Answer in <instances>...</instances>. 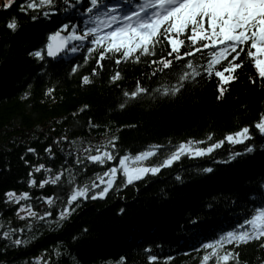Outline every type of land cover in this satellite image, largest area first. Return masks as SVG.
I'll return each instance as SVG.
<instances>
[{
  "label": "trees",
  "instance_id": "trees-1",
  "mask_svg": "<svg viewBox=\"0 0 264 264\" xmlns=\"http://www.w3.org/2000/svg\"><path fill=\"white\" fill-rule=\"evenodd\" d=\"M35 2V10L21 11L28 0H15L8 9L0 0V264H203L210 251L205 244L239 230L264 208V134L255 126L264 117V80L253 61L241 57L243 67L219 98L218 78L205 71L211 52L175 60L160 43L154 55L116 64L109 54L98 68L99 51L89 52L95 47L91 41L115 24L95 26L102 24L95 20L115 17V10L128 14L147 0H97L96 7L91 0ZM13 20L15 31L7 27ZM57 30L69 34V44L49 59L44 49ZM85 35L82 44L74 38ZM191 50L189 44L181 52ZM161 58L173 60L172 66L160 71L162 65L152 61ZM185 73L189 79L181 82ZM137 87L148 91L135 99L125 96ZM174 87L180 88L177 94H163ZM244 127L250 129L244 142L225 141L198 158L182 156L133 184L125 186L117 173L104 198L92 199L100 191L94 189L73 204L70 216L60 218L73 189L97 182L121 156L162 146L158 162L146 161L158 165L182 142L205 141L199 146L206 147ZM114 138L116 161L100 165L87 159L97 148L113 151ZM60 173L58 183L40 187ZM8 192L28 193L30 199L10 202ZM29 204L38 216L51 215L20 219L17 209ZM262 244L228 245L224 250L239 254L228 264H264Z\"/></svg>",
  "mask_w": 264,
  "mask_h": 264
},
{
  "label": "snow or ice",
  "instance_id": "snow-or-ice-1",
  "mask_svg": "<svg viewBox=\"0 0 264 264\" xmlns=\"http://www.w3.org/2000/svg\"><path fill=\"white\" fill-rule=\"evenodd\" d=\"M50 2L51 0H39L40 5ZM14 3L15 0H6L4 9L10 8ZM91 4L96 7L97 0H91ZM37 7L35 0H28L26 5H21V11L35 10ZM91 11L92 9L90 8L89 12ZM112 19L115 21L116 17H112ZM122 20L127 23L112 28L111 31L106 32L102 37L94 35L97 29L92 28L89 30L87 35H94L91 43L95 45L94 48L89 49V52L99 51L98 68L103 67L102 62L108 58L109 54L117 57L115 60L116 64L129 59L139 61L140 56L154 55L157 44L166 43L170 49L168 56H174L175 60H186L188 56H194L200 52H211L205 71L207 75H214L219 80L218 98L224 95L225 86L236 79V73L243 67V60L241 59L243 55L253 61L254 67L258 70L259 79L264 80V0H147L138 9L125 14ZM7 27L15 31L17 27L15 20L8 23ZM109 27L111 28L112 26L109 25ZM59 35V33L56 34V36ZM87 35L74 38L83 41L87 39ZM67 39V37L61 38V41L55 45L49 43L47 55L55 57L63 50ZM189 44L192 50L182 53L181 49L188 47ZM71 50L75 52L76 48L74 47ZM137 53L139 55H136ZM35 55L40 57L41 52L37 51ZM224 61L227 63L222 65ZM152 63L161 64L162 67L159 70L163 71L172 66L173 60L161 58V60H154ZM220 65L222 67H216ZM188 67L193 68V65L188 63ZM93 74H95V70ZM193 74L200 75L201 73L193 69ZM119 75V72H117L113 76V80L118 79ZM153 75H155V72ZM189 75L188 73L181 75L180 81L183 82L189 79ZM83 82L88 83V77H84ZM252 82L255 83L256 81L253 80ZM147 91L143 87H137L131 93H125V96L135 99L138 95ZM179 91V87H174L165 89L163 94L175 95ZM255 126L264 134V117ZM249 132L250 129L244 127L235 133L228 134L224 140L207 144L206 147L199 146L205 144V141L182 142L176 146L168 157L155 166H145L144 162L155 156L162 146H158L154 150L144 151L134 157L121 156L118 160V165L110 167L102 176L97 177L98 183L93 181L91 186L84 185L73 189L65 208L60 213V218L65 219L70 216L72 211L75 210L72 207L73 204L80 198H89L88 193L94 189L100 188V191L95 192L91 196L92 199L104 198L115 185L117 173L126 178L125 186L130 185L135 181L144 179L149 174H158L162 168L171 166L182 156L198 158L211 154L216 148L221 147L225 141L228 143H242L250 138ZM116 139L114 138L111 143L113 151L97 148L95 150L96 154H90L87 159L100 165L116 161L117 156L114 154ZM208 140L211 141L212 137L209 136ZM29 151L34 152L35 150L29 149ZM46 151L50 152L51 149H46ZM248 151H252V149L249 148ZM126 161H131L133 164L141 166L129 167ZM43 168L44 166L41 165L35 171L40 172ZM205 171H211V169H205ZM62 175L63 173H60L53 178L43 180L40 183V187H44L49 183H58ZM35 184L36 181L33 179L30 182V186ZM101 185H103L102 188ZM5 195L8 201L17 204L22 200L30 199L28 193L17 195L14 192H8ZM46 202L50 206L54 204L52 198H46ZM24 211L27 212V217L41 220L51 215L50 212H46L43 216H38L32 210L30 204L21 206L17 215ZM27 217L20 216V219H26ZM9 235V233H4L6 238ZM257 240H264V208L257 209L255 215L251 219L246 220L239 230L229 231L215 243L205 244L204 248L210 251L203 256V264H208L210 260H214L215 264H221V261H223V264H228L230 260H238L239 254L237 252L224 249L228 245L237 248L242 244ZM14 243L19 245L21 241L17 239ZM261 246L264 247V244ZM221 250H224L223 254H221ZM151 260L154 261L155 257H151Z\"/></svg>",
  "mask_w": 264,
  "mask_h": 264
},
{
  "label": "rangeland",
  "instance_id": "rangeland-1",
  "mask_svg": "<svg viewBox=\"0 0 264 264\" xmlns=\"http://www.w3.org/2000/svg\"><path fill=\"white\" fill-rule=\"evenodd\" d=\"M150 150H154V149H150ZM148 151V150H147ZM139 153H142V152H139ZM139 153H136V154H132V155H125V156H130V157H134L135 155H137V154H139ZM165 158L163 157V160H164ZM126 164L129 166V167H136V166H141V165H139V164H133L131 161H126ZM117 165H118V161H117ZM144 165L145 166H155V165H152V164H148V163H146V161L144 162ZM125 180H126V178H125ZM97 183H98V180H97ZM103 187V185H101V188ZM99 190H100V188H99ZM17 195H21V194H17ZM21 208V206L17 209V212L19 211V209ZM25 214H27V212L26 211H24V212H20L19 213V215L20 216H23V215H25ZM156 244V243H155Z\"/></svg>",
  "mask_w": 264,
  "mask_h": 264
},
{
  "label": "water",
  "instance_id": "water-1",
  "mask_svg": "<svg viewBox=\"0 0 264 264\" xmlns=\"http://www.w3.org/2000/svg\"><path fill=\"white\" fill-rule=\"evenodd\" d=\"M57 37V38H56ZM61 38H64V36H62V35H59V36H54L53 38H52V40L54 41H52L51 40V43L53 44V45H55L56 43H58V42H60L61 41ZM55 39V40H54ZM56 41V42H55ZM46 57L47 58H49V59H51V58H53V57H49L48 55H47V49H46Z\"/></svg>",
  "mask_w": 264,
  "mask_h": 264
},
{
  "label": "bare ground",
  "instance_id": "bare-ground-1",
  "mask_svg": "<svg viewBox=\"0 0 264 264\" xmlns=\"http://www.w3.org/2000/svg\"><path fill=\"white\" fill-rule=\"evenodd\" d=\"M95 26H100V25H95ZM98 27H96L95 29H97ZM84 41L80 40V43L82 44ZM187 43V42H186ZM157 146L152 147L153 149H155ZM176 148V147H175ZM148 162H158L159 158L156 156L151 157L150 159L147 160Z\"/></svg>",
  "mask_w": 264,
  "mask_h": 264
}]
</instances>
